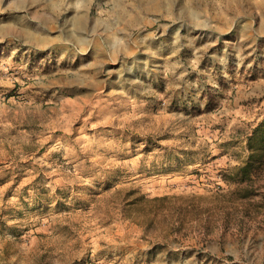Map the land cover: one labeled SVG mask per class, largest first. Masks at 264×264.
Listing matches in <instances>:
<instances>
[{
	"label": "rangeland",
	"instance_id": "374dc122",
	"mask_svg": "<svg viewBox=\"0 0 264 264\" xmlns=\"http://www.w3.org/2000/svg\"><path fill=\"white\" fill-rule=\"evenodd\" d=\"M262 120L264 0H0V264H264Z\"/></svg>",
	"mask_w": 264,
	"mask_h": 264
},
{
	"label": "trees",
	"instance_id": "16d2710c",
	"mask_svg": "<svg viewBox=\"0 0 264 264\" xmlns=\"http://www.w3.org/2000/svg\"><path fill=\"white\" fill-rule=\"evenodd\" d=\"M248 148L250 150L249 161L245 162L239 168L241 179H248L251 174L260 168V163H258L260 160L259 157L264 154V120L258 124L254 133L248 137Z\"/></svg>",
	"mask_w": 264,
	"mask_h": 264
}]
</instances>
